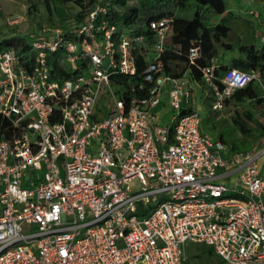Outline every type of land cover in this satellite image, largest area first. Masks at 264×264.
Here are the masks:
<instances>
[{
    "label": "built area",
    "instance_id": "2783aa9c",
    "mask_svg": "<svg viewBox=\"0 0 264 264\" xmlns=\"http://www.w3.org/2000/svg\"><path fill=\"white\" fill-rule=\"evenodd\" d=\"M106 11L70 31L79 40L45 30L30 68L0 48V115L11 123L0 139V264H187L191 243L223 264H264V117L259 144L231 150L205 130L194 101L209 93L192 66L216 111L253 82L264 100L261 71L220 77L218 59L198 66L192 47L191 67L170 75L173 20L153 21L151 40L98 23ZM59 50L75 73L64 81L48 61ZM137 51L146 83L127 95L112 77L137 76ZM165 99L168 123L156 111Z\"/></svg>",
    "mask_w": 264,
    "mask_h": 264
},
{
    "label": "trees",
    "instance_id": "16d2710c",
    "mask_svg": "<svg viewBox=\"0 0 264 264\" xmlns=\"http://www.w3.org/2000/svg\"><path fill=\"white\" fill-rule=\"evenodd\" d=\"M61 3H66L70 0H57ZM79 5H84L88 2L92 7L84 13L80 22L75 25L65 24L64 29L68 30L67 36L74 40H79V37L70 32L74 27L82 24L90 12L97 8L96 0H75ZM264 3V0H258ZM112 0H105L102 3L106 8V12L99 14L98 23L105 21L109 26H116L119 33L123 30L136 34H144L148 39H153L154 31L151 29V23L164 18L173 20L171 27V44L169 49L164 54L166 64V72L173 76H182L191 66L189 62V51L192 47H198L201 51V56L197 59L198 66H208L213 58L219 55V48L230 49L231 43L227 42L230 36V28L224 23L226 16L230 15L229 0H138V4L129 7L125 12H119L113 9ZM115 4L122 7L127 6V0H116ZM48 9L51 10L50 6ZM13 33H16L13 30ZM117 38V37H116ZM33 41L27 37L12 36L0 42V48H13L17 51L22 62L31 67L35 58V53L32 50ZM239 50L243 57L234 58L232 65L225 70L219 68L218 76L222 77L224 72L229 68L242 70H259L264 79V40L262 45L258 47L255 44H242ZM63 57V51L48 53V61L51 65L54 79L64 81L75 75L71 70L66 69L60 61ZM136 63L138 73L135 77H129L122 74L113 75L114 83L120 85L121 90L127 95L131 94V90L137 87L141 82H145L146 62L144 57L136 52ZM192 74L195 79L205 85L201 72L198 67L192 66ZM221 87L222 83L219 82ZM206 108L208 110V120L213 118L216 110L213 109L211 102L214 99L212 91L206 97ZM235 105L234 124L245 136L252 133L249 127V121L255 120V115L247 110L241 112L240 108L244 107L247 101L261 104L263 107L262 115L264 117V100L261 95L259 84L253 82L246 87L237 90L234 95L228 99L227 105L231 103ZM207 120V121H208ZM206 124V122L204 123ZM263 133V126L258 144ZM11 136L10 121L0 115V139H8ZM222 138V136H219ZM223 139V138H222ZM233 151H240L238 148L230 146ZM210 255L216 256L213 249L210 248ZM217 264H223L219 261Z\"/></svg>",
    "mask_w": 264,
    "mask_h": 264
},
{
    "label": "rangeland",
    "instance_id": "374dc122",
    "mask_svg": "<svg viewBox=\"0 0 264 264\" xmlns=\"http://www.w3.org/2000/svg\"><path fill=\"white\" fill-rule=\"evenodd\" d=\"M97 7H103L105 0H96ZM112 0L113 9L125 12L129 7L138 4V0H127V6L122 7ZM50 6L51 10L48 9ZM0 42L12 36L27 37L30 40L48 34L55 30L64 29L65 24L75 25L81 21L92 5L85 2L79 5L75 0L61 3L57 0H0ZM230 15L226 16L224 23L228 25L230 36L227 39L231 43L230 49L219 48V66L222 70L232 65V59L241 58L239 50L242 44H255L258 47L264 40V3L258 0H229ZM13 30L16 33H13ZM52 36V35H51ZM108 64L106 63L105 66ZM199 90L210 93V89L200 84ZM197 92L194 105L199 111L205 124V130L209 133L222 136L229 146L238 148L240 151L252 150L258 144L263 126V107L250 101L240 108L252 112L256 119L249 121L252 133L245 136L234 124L235 105L231 101L221 111H216L213 118L208 120V110ZM207 99V98H206ZM204 101H206L204 99ZM212 104V102H211ZM208 120V121H207ZM1 209V205H0ZM188 256L187 264H217L221 259L210 255V248L198 244H188L186 247Z\"/></svg>",
    "mask_w": 264,
    "mask_h": 264
},
{
    "label": "crops",
    "instance_id": "0c3cea01",
    "mask_svg": "<svg viewBox=\"0 0 264 264\" xmlns=\"http://www.w3.org/2000/svg\"><path fill=\"white\" fill-rule=\"evenodd\" d=\"M237 59V57H235ZM218 61L220 60L219 58H217ZM234 59V58H233ZM232 59V61H233ZM161 116V120L164 122V123H168V120H169V114H170V107L168 105V100L165 99L163 100L162 104L157 108L156 110Z\"/></svg>",
    "mask_w": 264,
    "mask_h": 264
}]
</instances>
